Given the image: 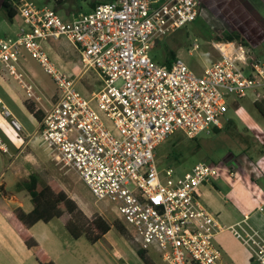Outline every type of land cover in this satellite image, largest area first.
<instances>
[{"label":"built area","instance_id":"2783aa9c","mask_svg":"<svg viewBox=\"0 0 264 264\" xmlns=\"http://www.w3.org/2000/svg\"><path fill=\"white\" fill-rule=\"evenodd\" d=\"M20 19L16 32L0 37V63L8 67L39 101L38 88L17 72L27 54L49 75L54 100L41 111L40 146L57 165L74 170L97 201L113 205L130 227L139 249L155 252L163 264H223L215 242L222 230L217 215L200 201L199 188L214 180H240L237 159L221 164L199 162L179 176L160 169L157 147L176 134L196 139L223 129L232 97L264 87V63L236 41H216L219 59L196 74L183 59L155 62L157 42L194 22L198 0H114L87 13L63 19L48 6L10 0ZM66 39L81 56L82 69L71 77L50 59L49 41ZM197 40L192 51H197ZM94 70L102 83L90 96L77 85ZM1 113L16 131L23 129L0 99ZM0 149L8 153L0 138ZM264 157L249 163L261 176ZM232 234L252 260L264 264V237L245 217Z\"/></svg>","mask_w":264,"mask_h":264},{"label":"rangeland","instance_id":"374dc122","mask_svg":"<svg viewBox=\"0 0 264 264\" xmlns=\"http://www.w3.org/2000/svg\"><path fill=\"white\" fill-rule=\"evenodd\" d=\"M36 6H48L58 12L60 8L68 11H78L86 9L87 4L81 0H65L62 5L55 3V0H28ZM60 1V0H58ZM14 25L19 24L20 19L16 18ZM216 17L207 14L206 9L202 15L194 22L186 24L184 27L166 36L162 41L157 42L156 46L151 50V58L160 64H163L165 56H169L170 52L176 53L185 63L196 73L201 74L205 66L217 61L219 53L213 48L212 43L218 41L217 34L222 28L218 25ZM222 25V24H221ZM11 26L7 20V16L3 10L0 11V37L7 36V31L2 27ZM216 34V35H215ZM197 40L199 49L192 51V45ZM66 39L58 41H49L44 44V48L50 59L67 75L74 77L79 75L82 69L81 56L75 50H69ZM260 60L264 63V41L255 47ZM6 65L0 63V75L10 86L12 91L18 95V103L7 97L0 87V98L3 99L5 105L14 114L15 118L22 124L23 129L16 131L10 124V117H3L9 123V131H5L0 126V137L8 143H15L19 138L27 141L25 136L27 133H33L35 138L30 145L23 151V154L31 153L28 158L27 173L37 174L43 184L48 182L57 183L65 193L74 201H78L82 207V211L90 219L97 216L104 218L110 225L112 224L117 230L118 226H122V232H117L114 228L110 233L113 245L117 248V256L113 254L114 259L118 255H122V260H114L113 264H144L137 256L139 245L136 241L133 230L125 225L122 219L114 211L113 205L106 201H97L87 186L79 179L74 170L64 167L63 164L57 165L52 160L48 151L40 146L39 131L31 120L29 113L22 106L29 104L33 106L36 112L41 113L43 107H47L54 100L57 93V87L53 79L47 75L41 66L30 56L24 54V58L20 60V68L17 69L18 74L23 82L29 86L34 85L38 88L36 95L39 101L29 98L24 84L16 78L15 75L9 73ZM102 83L99 76L94 70H87L82 74L78 82V89L84 94L90 96L93 92L101 89ZM264 105V87L250 91L243 97H232L227 105L225 115L223 117V129L219 133L211 135L202 134L196 139H187L182 134H176L165 142L160 144L155 151V160L160 169L173 168L179 176L189 172L199 162L209 164H221L228 157H232L240 161L241 168L244 167L243 160L254 163L256 158L264 157V118L259 114L255 107V103ZM22 105V106H21ZM0 109V113H1ZM37 139V140H36ZM36 141V142H34ZM3 142V141H2ZM264 164V163H263ZM4 197L9 198L7 192L3 193ZM17 197L22 200L25 207H30V201L24 192L19 193ZM69 215L65 214L56 226L65 227ZM107 238V241H109ZM106 246V242L101 243ZM250 253V252H249ZM251 255V253H250ZM156 264H163L160 257L155 252L147 254Z\"/></svg>","mask_w":264,"mask_h":264},{"label":"crops","instance_id":"0c3cea01","mask_svg":"<svg viewBox=\"0 0 264 264\" xmlns=\"http://www.w3.org/2000/svg\"><path fill=\"white\" fill-rule=\"evenodd\" d=\"M64 1L55 0V3H60L61 6ZM81 1L88 5L86 9L65 11L60 8V16L65 20H70L80 13L91 11L99 3H109L114 0ZM198 1L200 2L198 18L206 9L207 14L216 17L218 25L222 28L218 36L232 31L239 32L246 39L254 55L260 59L255 47H259L264 41V0ZM2 2L3 0H0V11ZM92 5L95 6L92 7ZM14 23H10L9 27L2 26L7 31V36L16 32L17 25L15 27ZM68 48L75 50L72 44H69ZM174 55L175 58L179 57L176 53ZM173 60L170 55L165 56L163 64L171 63ZM4 75L7 77L9 72ZM0 87L7 97L18 103V95L12 91L1 75ZM0 99L3 101L2 98ZM3 104L5 105L4 101ZM11 114L15 118L12 112ZM29 116L37 130L39 122L30 113ZM0 126L10 132L9 123L2 113H0ZM34 133L26 132L27 141L19 138L15 143H8L0 137L8 149V153L0 149V264H39L36 255L26 246L23 236L31 237L39 246L38 254L48 257L54 264H113L114 260H119V258L122 260V255H118L116 259L113 257V254L117 256L118 250L113 245L112 238H109L112 229H115L112 224L111 230L104 238L91 244L85 237L73 239L64 225L63 228L56 226V222H59L61 218H54L48 223L38 221L30 227L24 226L18 220L14 212L16 209L26 214L33 209L29 197L30 207H25L24 202L17 197L24 191L17 192L16 185L27 180L30 175L26 168L31 153L23 154V151L35 140L32 138ZM260 158H256V161ZM242 162L245 166L241 168L240 161L239 163L238 160L236 161L242 173L240 180L230 182L226 179H219L199 188L201 203L217 215L222 227V230L215 236V242L222 251L223 264H258L252 260L248 249L232 234L229 229L232 225L248 217L249 223L264 237V164L261 166L263 173L261 176H256L250 172L248 162L246 160ZM4 192H7L10 197H4ZM24 194L27 195L25 192ZM75 202L82 209L79 202L77 200ZM116 231L119 233L118 230ZM104 241L106 246L101 245Z\"/></svg>","mask_w":264,"mask_h":264},{"label":"trees","instance_id":"16d2710c","mask_svg":"<svg viewBox=\"0 0 264 264\" xmlns=\"http://www.w3.org/2000/svg\"><path fill=\"white\" fill-rule=\"evenodd\" d=\"M94 6L92 5V7ZM2 10L5 12L7 20L13 23L17 16V11L12 6L10 0H3ZM217 40L236 41L243 46L249 47L246 39L236 31L227 32L222 37H218ZM169 55L172 59H175L174 53H169ZM24 107L36 121L40 122L41 113L36 112L33 106L29 104L25 103ZM255 107L264 118V105L256 102ZM220 131L215 129L214 133H219ZM16 191H24L30 198L33 207L32 211L28 214L20 209L14 211L18 220L26 227H30L38 221L48 223L54 218H62L67 214L69 215V220L65 228L70 236L73 239L85 237L91 244L100 241L111 230V225L104 218L100 216L93 219L88 218L77 203L68 197L57 183L52 181L43 184L37 174H30L27 180L17 183ZM117 230L119 232L124 231L121 225L117 227ZM23 240L26 246L36 255L39 264H54L48 257H42L38 254L39 246L31 237L23 236ZM136 253L144 264H156L147 256L148 253L146 251L138 249Z\"/></svg>","mask_w":264,"mask_h":264}]
</instances>
